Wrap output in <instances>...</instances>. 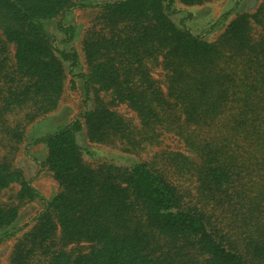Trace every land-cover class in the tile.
I'll return each instance as SVG.
<instances>
[{
  "label": "trees",
  "instance_id": "trees-1",
  "mask_svg": "<svg viewBox=\"0 0 264 264\" xmlns=\"http://www.w3.org/2000/svg\"><path fill=\"white\" fill-rule=\"evenodd\" d=\"M90 1L0 0V193L18 186L17 204L0 202V231L21 205L44 203L9 264H264V0L213 42L173 23V0L99 5L81 40L87 72L72 75L91 107L33 142L58 192L45 202L13 166L25 125L62 96L64 63L79 66L46 25ZM58 30L71 42L72 26ZM83 128L90 143L127 153L164 137L178 144L130 167H92L76 139Z\"/></svg>",
  "mask_w": 264,
  "mask_h": 264
},
{
  "label": "rangeland",
  "instance_id": "rangeland-1",
  "mask_svg": "<svg viewBox=\"0 0 264 264\" xmlns=\"http://www.w3.org/2000/svg\"><path fill=\"white\" fill-rule=\"evenodd\" d=\"M113 1L117 0H91L88 2V7L72 9L46 25L49 35L59 49L65 51L73 49L77 53L79 66L70 71L69 64L64 63V91L56 108L25 125L24 140L12 155L13 166L20 170L25 180L30 181L31 186L42 195L45 202H49L59 188L49 172L41 167L46 155L45 146L33 142L37 138L53 134L62 129L65 125L77 119L85 107H91V102L87 106L84 105L81 79L73 78L72 75L87 72L81 49V40L90 21L97 13V7ZM249 1L213 0L202 5L187 7L182 5L179 0H173L171 20L176 26L182 27L183 24L193 34L201 36L208 42H213L236 15L253 12L261 2V0H254L255 3L251 8L249 7ZM59 24L73 27L74 33L71 42H63L65 36L58 30ZM161 74L159 68L153 71V76L157 80L162 79ZM114 110L122 116L130 118L134 123L137 122L135 115L127 106L120 105L115 107ZM22 117L23 112H18L14 116H10L9 121ZM76 139L82 151L83 160L92 167L100 164L130 167L139 161H150L156 150L172 149L178 144L175 139L164 137L162 145L158 148L147 147L138 153H127L121 149L119 144L90 143L85 135L84 128L76 135ZM1 154H3V150H0ZM17 190L18 186L14 185L2 191L0 202L4 205L17 204L15 197ZM43 208L44 203L42 201H33L21 205L15 223L11 227L0 231V264H9V255L15 240L29 229L32 220Z\"/></svg>",
  "mask_w": 264,
  "mask_h": 264
},
{
  "label": "water",
  "instance_id": "water-1",
  "mask_svg": "<svg viewBox=\"0 0 264 264\" xmlns=\"http://www.w3.org/2000/svg\"><path fill=\"white\" fill-rule=\"evenodd\" d=\"M254 3H255V1H254V0H250V1H249V7H251V8H252V6L254 5Z\"/></svg>",
  "mask_w": 264,
  "mask_h": 264
}]
</instances>
